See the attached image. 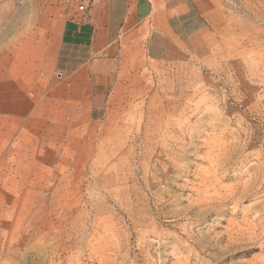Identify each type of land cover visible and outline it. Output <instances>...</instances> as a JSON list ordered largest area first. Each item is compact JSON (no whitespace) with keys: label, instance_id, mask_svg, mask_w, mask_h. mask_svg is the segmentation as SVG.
Masks as SVG:
<instances>
[{"label":"rangeland","instance_id":"1","mask_svg":"<svg viewBox=\"0 0 264 264\" xmlns=\"http://www.w3.org/2000/svg\"><path fill=\"white\" fill-rule=\"evenodd\" d=\"M97 1L0 0V76L35 101L0 118V264H264V0H212L200 57L153 58L152 16L61 73Z\"/></svg>","mask_w":264,"mask_h":264},{"label":"crops","instance_id":"2","mask_svg":"<svg viewBox=\"0 0 264 264\" xmlns=\"http://www.w3.org/2000/svg\"><path fill=\"white\" fill-rule=\"evenodd\" d=\"M80 10L81 13H73L60 29L56 64L61 73L67 72L69 65H84L103 55L118 33L128 32L152 16L163 17L145 42L153 58L175 64L187 61L192 55L200 57L204 52L205 19L213 11V3L212 0H169L166 8L154 11L152 0H98ZM20 15L30 16L26 12ZM32 28V24L18 27L20 36L28 32L29 37L19 41L22 45L9 52L12 55V59L7 60L10 70L17 63L22 67L31 62L29 47L36 34ZM34 105L33 97L18 80L0 76V118H27Z\"/></svg>","mask_w":264,"mask_h":264},{"label":"built area","instance_id":"3","mask_svg":"<svg viewBox=\"0 0 264 264\" xmlns=\"http://www.w3.org/2000/svg\"><path fill=\"white\" fill-rule=\"evenodd\" d=\"M80 9H82V7Z\"/></svg>","mask_w":264,"mask_h":264},{"label":"bare ground","instance_id":"4","mask_svg":"<svg viewBox=\"0 0 264 264\" xmlns=\"http://www.w3.org/2000/svg\"><path fill=\"white\" fill-rule=\"evenodd\" d=\"M163 146H165V145H163Z\"/></svg>","mask_w":264,"mask_h":264}]
</instances>
